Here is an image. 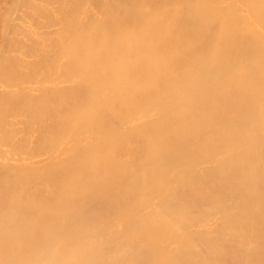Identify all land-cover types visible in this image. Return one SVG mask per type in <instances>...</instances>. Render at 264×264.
<instances>
[{"label":"bare ground","instance_id":"6f19581e","mask_svg":"<svg viewBox=\"0 0 264 264\" xmlns=\"http://www.w3.org/2000/svg\"><path fill=\"white\" fill-rule=\"evenodd\" d=\"M0 264H264V0H0Z\"/></svg>","mask_w":264,"mask_h":264}]
</instances>
